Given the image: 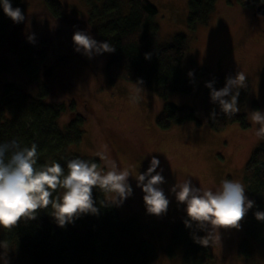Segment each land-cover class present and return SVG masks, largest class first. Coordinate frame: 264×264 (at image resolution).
Returning a JSON list of instances; mask_svg holds the SVG:
<instances>
[{
  "label": "rangeland",
  "instance_id": "rangeland-1",
  "mask_svg": "<svg viewBox=\"0 0 264 264\" xmlns=\"http://www.w3.org/2000/svg\"><path fill=\"white\" fill-rule=\"evenodd\" d=\"M56 1L63 9L59 18L52 17L45 0H22L25 21L8 23V42L0 50V58L8 67V72L0 76V93L6 84L14 83L19 92L36 95V84L28 81L20 67L17 44L23 40L37 51L44 50L47 60L40 70L49 89L46 101H75V111L85 119L80 142L68 150L82 158H96L103 171L108 170L107 161H114L120 169L130 168L133 193L121 205L113 204L118 216L123 221L139 218L142 230L136 236L154 249V264H181V247L174 249L171 256L167 254L170 234L186 214L185 205L176 201L171 187L187 178L197 187L213 190L219 189L224 179L242 183L249 155L264 142L255 135L259 125L249 119L251 111H264V16L255 15L254 8L239 6L235 0H217L209 22L189 30L188 0H147L158 12L154 20L158 26L157 44H167L178 32L184 33L188 42L180 74L188 80L191 90L169 94L164 100L139 84L116 80L111 85L105 67L108 53L89 58L76 52L72 41L74 32L83 30L102 42L88 23L87 4L82 0ZM32 34L34 43L27 39ZM200 68L206 74L198 75ZM239 70L247 76V87L240 89L238 97L239 114L245 115L249 126L243 129L235 123L213 131L208 125V113L220 109L211 102L205 83L214 80L213 86L219 90L226 77ZM190 71L192 77L188 76ZM138 87L142 90L138 91ZM164 102L192 108L196 120L166 131L158 129L155 116ZM70 118V112L65 111L57 120L58 128L63 129ZM152 156L161 162L166 180L161 187L170 201L166 214L160 216L147 213L144 193L135 179L137 173L147 170ZM114 197V193H108L105 199L109 202ZM249 213L250 210L239 230L221 229V243L207 246L213 255L210 264H264V242L259 243L245 231ZM1 230L2 227L0 241ZM6 243L7 248L0 247V264H4L5 255L8 264H29L15 242Z\"/></svg>",
  "mask_w": 264,
  "mask_h": 264
},
{
  "label": "trees",
  "instance_id": "trees-1",
  "mask_svg": "<svg viewBox=\"0 0 264 264\" xmlns=\"http://www.w3.org/2000/svg\"><path fill=\"white\" fill-rule=\"evenodd\" d=\"M88 6V23L102 42L115 46V52L108 53L105 64L107 77L113 85L116 80L139 84L156 96L166 100L169 94L189 93L191 85L180 74L182 62L187 54L188 42L184 33L174 34L165 45L157 44L158 26L154 21L158 14L147 0H82ZM12 6L24 7L22 0H10ZM217 0H188L187 29L195 30L206 25L215 12ZM245 8H255L261 0H235ZM229 3V1H228ZM45 6L52 17L62 15V5L56 0H45ZM13 21L0 6V50L7 44V25ZM16 24V23H14ZM18 61L26 73L28 81L36 84L37 94L19 92L14 83L6 84L0 95V142L17 139L22 145H38V165L56 161L65 168L67 161L76 157L68 150L76 146L82 138L84 117L75 111V101L47 102L49 89L41 78L40 68L46 62V53L31 48L25 41L18 42ZM1 52V51H0ZM151 53V59H145ZM8 72L5 61L0 58V76ZM198 75L206 74L198 69ZM155 116L158 129L170 130L175 125L196 120L195 111L187 106H176L164 102ZM65 111L71 118L63 129L58 128L57 120ZM217 113L212 118V112ZM208 113V125L213 131H222L231 124L238 123L243 129L249 125L245 115L237 113L232 118L213 110ZM244 165L242 183L246 195L255 202L246 220L245 231L259 243L264 242V221H258L254 213L264 211V142L250 155ZM82 159L99 160L93 157ZM63 191L58 190V193ZM106 192L93 190V198L99 209L97 215L82 214L72 223L60 227L51 206L38 210L33 220H21L11 230H1V240L13 241L27 257L29 264H154V249L146 240H140L136 233L142 230L139 218L134 216L123 221L113 204L107 203ZM183 214L171 232L167 254L171 256L177 247L182 249L181 264H210L213 255L208 247L194 242L192 233L204 236L201 230L186 228Z\"/></svg>",
  "mask_w": 264,
  "mask_h": 264
},
{
  "label": "clouds",
  "instance_id": "clouds-1",
  "mask_svg": "<svg viewBox=\"0 0 264 264\" xmlns=\"http://www.w3.org/2000/svg\"><path fill=\"white\" fill-rule=\"evenodd\" d=\"M264 3V0H261ZM4 14L13 23L25 21L21 8L13 7L10 0H0ZM30 43L35 42L34 34L27 37ZM76 52L92 58L94 54L113 53L115 46L107 41L99 42L88 32L77 30L72 36ZM151 53H145V59H151ZM189 77L193 72L188 73ZM247 76L237 71L234 76H227L224 87L217 90L215 81L206 82L210 89V100L219 106L220 112L232 118L240 112L238 97L240 89L247 87ZM139 84H143L140 80ZM142 88L138 87V91ZM212 118L217 115L212 112ZM249 119L253 125H259L255 135L264 139V111L253 110ZM38 145H22L17 139L0 142V227L11 230L21 221L33 220L38 210H46L51 206V215L60 227L72 223L82 214L97 215L93 190L99 188L106 193H114L115 197L102 205H121L133 193L129 177L133 176L130 168H118L114 161H107L108 170L103 171L94 160L79 157L67 161L65 168L58 162L38 165ZM101 159H105L101 156ZM160 160L152 156L147 170L137 173V187L144 195L143 201L148 214L160 216L166 214L170 201L161 185L166 180L162 175ZM160 169L157 171V169ZM62 189V193L58 190ZM170 191L179 204L185 205L184 211L188 219L184 220L186 228L203 230L202 237L192 233L194 242L203 247L210 243H221V229H237L255 202L246 195L245 186L240 181L224 179L219 189L197 187L191 178L173 185ZM258 221H264V211L254 213ZM0 247L7 248L5 241ZM4 264H8L6 255Z\"/></svg>",
  "mask_w": 264,
  "mask_h": 264
},
{
  "label": "water",
  "instance_id": "water-1",
  "mask_svg": "<svg viewBox=\"0 0 264 264\" xmlns=\"http://www.w3.org/2000/svg\"><path fill=\"white\" fill-rule=\"evenodd\" d=\"M254 14L257 16H264V3L261 2V4L255 6Z\"/></svg>",
  "mask_w": 264,
  "mask_h": 264
}]
</instances>
